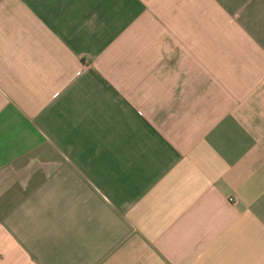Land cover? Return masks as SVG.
I'll return each instance as SVG.
<instances>
[{"label":"crops","instance_id":"obj_1","mask_svg":"<svg viewBox=\"0 0 264 264\" xmlns=\"http://www.w3.org/2000/svg\"><path fill=\"white\" fill-rule=\"evenodd\" d=\"M0 264H264V0H0Z\"/></svg>","mask_w":264,"mask_h":264}]
</instances>
